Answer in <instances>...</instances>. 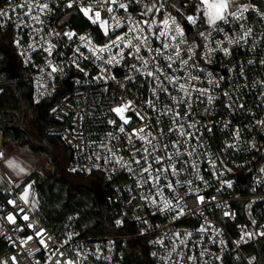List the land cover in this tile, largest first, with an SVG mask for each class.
<instances>
[{
    "label": "built area",
    "instance_id": "obj_1",
    "mask_svg": "<svg viewBox=\"0 0 264 264\" xmlns=\"http://www.w3.org/2000/svg\"><path fill=\"white\" fill-rule=\"evenodd\" d=\"M119 2L128 3L127 12L108 14L104 9L109 5L97 6L95 0H5L0 6V29L13 34L33 103L56 99L49 109L56 124L47 133L58 136L71 151L72 172L99 182L106 203L115 209L117 229L85 235L78 213L49 221L36 180H17L0 171V245L5 249L0 264H124L125 250L134 242L144 244L152 264H264V0H244L239 5L249 7L244 19L220 22L223 32L209 26L197 29L199 17L194 24L188 22L189 11L197 12V0H157L163 9L147 16L141 13L145 5L151 7V0ZM44 3L48 9L41 12L38 5ZM90 4L112 26L108 36L81 11ZM29 7L32 12L26 14ZM111 16L125 26L115 27ZM168 16L175 17L183 37L172 40L173 31L157 39L162 27L149 32L142 25L140 35L149 40L139 53L134 51L136 41L123 49V57L114 46L111 52L89 51L124 35L129 17L132 24L153 18L160 24ZM241 25L245 32L251 28V34L229 45L226 37L238 39ZM65 33L75 35L69 39ZM163 43L172 47L165 50ZM50 46L51 55L46 51ZM113 56L116 59L106 63ZM171 77L178 82L171 83ZM180 83L186 85L187 96ZM128 102L124 116L129 123L124 124L111 109ZM178 125L189 135H179ZM141 128L145 131L139 135L151 133V144L131 135ZM0 134L1 164L6 155ZM26 188L27 203L21 199ZM25 215L29 219H23Z\"/></svg>",
    "mask_w": 264,
    "mask_h": 264
},
{
    "label": "trees",
    "instance_id": "obj_2",
    "mask_svg": "<svg viewBox=\"0 0 264 264\" xmlns=\"http://www.w3.org/2000/svg\"><path fill=\"white\" fill-rule=\"evenodd\" d=\"M5 0H0V6ZM10 30L0 29V131L3 145L17 143L34 153L48 155L53 163L46 179L36 177V183L45 197L44 215L49 221L63 220L70 213L79 214V227L85 235L111 234L115 227V209L101 202L93 188L94 181L70 170L71 151L47 129L56 124L49 109L56 102L51 98L39 104L32 100V86L25 79ZM55 141L59 154L66 162L52 153L48 144ZM89 181V183L87 182ZM5 252L0 245V255ZM124 264H152L148 250L141 242L128 245Z\"/></svg>",
    "mask_w": 264,
    "mask_h": 264
},
{
    "label": "snow or ice",
    "instance_id": "obj_3",
    "mask_svg": "<svg viewBox=\"0 0 264 264\" xmlns=\"http://www.w3.org/2000/svg\"><path fill=\"white\" fill-rule=\"evenodd\" d=\"M129 2H135L137 4L142 3V0H129ZM95 3L97 6L102 5V4H107L109 5L106 9H104L108 14H112L114 11H118L119 9H123L125 12L128 11V3H121L119 2V0H95ZM157 0H151V7L145 5V11L141 13V15L147 16L150 14H159L161 12V10L163 9L164 5L163 3H160V6L157 7L156 6ZM235 4V0H198V4H197V12L198 14H202L205 18H206V22L209 25L210 28H212L215 31L218 32H223L224 29L219 27L220 22H223L224 24H228L229 23V17L232 18L233 21L239 23L242 19H244V13L249 11V7L248 5H241L239 6L235 11L231 10V6ZM112 5H116V8H113ZM71 6V5H69ZM21 7H24V5H21ZM39 9L41 12H43L44 10L48 9V4L44 3L42 5H38ZM81 11L83 12V14L93 23V24H99V27L103 30L104 35L108 36L109 35V30L112 27L111 25H109V21L108 19H101V11L100 10H94L93 6L90 4L88 7H82ZM32 12V8L29 7L28 8V12L26 14H31ZM91 13V14H90ZM3 13H0V15H2ZM198 16H188L187 20L189 23H195L197 20ZM32 19L39 21V16H33ZM111 19L116 20V26L115 27H124V24H121L120 21L115 17V16H111ZM129 26H128V31L126 33H124V35L121 36H117L116 40L111 41L109 44L104 45L103 47H98V48H89V51L93 53V55H96L97 52L99 53H104V52H111L112 47H116L120 49V55L121 57H123V49L124 48H132L134 46V41H136L137 43L134 46V51L135 53H139L141 51V46L144 45L148 40L149 37L148 36H141L140 33H143L145 31V28L142 27V25H146L147 26V30L149 32H152L153 27H157V28H161L162 30H160L158 32V34H156V38L159 39L161 37H169L170 34L174 31L176 33V35H172L170 38L172 40H176L177 36L183 37L184 32L183 29L179 26V24L177 23L175 17H171L168 16L166 18H164L162 20V22L160 24H157L156 20L153 18L151 20V22L149 20H143V21H137L135 22V24H132L131 22V17H129L128 21L126 22ZM173 26H175L173 28ZM113 31H115V29H112ZM252 29L249 28L246 32L243 31V25H241V35L238 39L235 38H229L226 37V41L229 45H234V44H239L240 41H246L247 37L251 34ZM65 35L68 36L69 39H72L73 35H75L74 33H65ZM200 35L203 37L205 36L204 33H200ZM126 37H129L126 39ZM81 40H84L85 37L81 36L80 37ZM182 42V41H181ZM19 43V41H17V44ZM221 44H223L224 42L221 41ZM163 49H168L169 47H172V45H169L168 43H163L162 45ZM176 48V54L177 56H179V47L178 45L175 46ZM46 51H48L49 55H51V46L46 49ZM149 51H151L149 49ZM224 53L226 55L230 54V49L229 48H224L223 49ZM157 55L158 56H162V53L159 49H157ZM97 59H103L102 56H97ZM116 57L113 56L112 59H109L106 61V63L111 64L113 62V60H115ZM169 60H172V57H168ZM117 63H119V60H116ZM173 62H175L173 60ZM147 61H144V64H147ZM183 64L187 65L188 61L184 60L182 61ZM168 68L172 67V64L169 63L167 65ZM52 71L56 72L57 69L56 67H52ZM157 72H159V69H156ZM162 74V73H161ZM149 76H153V72L149 71L148 72ZM177 77H171L170 78V82L175 84L178 82ZM191 79H196V77H191ZM161 85L163 86V82H161ZM179 89L184 91L185 95H188L187 89H186V85L184 83H180L179 84ZM165 91H167V88H164ZM197 91H204V90H197ZM155 94V93H154ZM173 102H177L176 98L173 97ZM180 103H184V99L181 98V100L179 101ZM212 102V98L209 97V103ZM149 104H151V101L148 102ZM131 102H128L120 107H116L114 109H111V111L115 112L120 120L123 121L124 124H128L129 120L125 118L124 116V112L130 108ZM174 119L178 120L179 119V113H175L174 114ZM109 123H115V121H109ZM264 123V122H262ZM179 127V125H178ZM191 127V126H190ZM119 131L121 133L125 132V128L123 126L119 127ZM144 128L139 129L138 131H134L131 135H135L137 137V139H139L140 141L144 142L145 144H151L152 140H150L148 137L151 135V133H147L146 135H139V133H144ZM170 131H173V129H170ZM179 135L181 136H185V135H189L188 133L185 132V130L182 127H179ZM152 139H156V137H152ZM131 136L129 138V143H131ZM167 146H165L166 148ZM173 147H176L175 145H173ZM154 149H157L158 146H153ZM144 153L150 155L151 153H149L148 148L144 149ZM2 153H0V157H2ZM177 155H179V151H177ZM189 155H191V153H189ZM156 163H161V158L159 156H155L153 157ZM168 159L170 160L171 157H168ZM119 162V161H117ZM137 164L140 163L139 160L136 161ZM9 167L12 168H16L18 167V165H16L13 161H8L7 162ZM151 165H149V167L144 168L143 171L144 172H149ZM171 170L173 173L176 172L175 166L171 165ZM21 172H23L24 170L21 168L20 169ZM163 171L167 172L168 168L163 169ZM156 179H159V176L156 177ZM169 188L172 187L171 183H169L167 185ZM230 186V185H229ZM31 186H29L30 188ZM29 195V190L28 188H26L24 190L23 195L21 196V199H23L26 203H27V198ZM198 199L202 202L203 201V197H198ZM9 203H14L13 201H9ZM153 203H155V200H153ZM164 207L167 208L169 207V202L165 201L164 203ZM163 210V209H162ZM182 214V212H181ZM227 215V213H226ZM23 219L27 220L29 219L27 215H25L23 217ZM8 220L10 222H15L14 221V217L13 216H9ZM122 222L121 221H117V225H120ZM29 227H31V225H29ZM200 231H205V229L201 228ZM39 235V234H38ZM189 237L191 236V233L187 234ZM247 235L249 237L252 236V233H247ZM260 235H264V232L260 233ZM29 239H31V237H29ZM69 239H71V236L69 237ZM42 244L44 243L43 240L40 241ZM183 242V241H182ZM189 260H194L195 257H188ZM57 264H60L59 261H57ZM65 264H73V261L69 260L67 262H65Z\"/></svg>",
    "mask_w": 264,
    "mask_h": 264
},
{
    "label": "rangeland",
    "instance_id": "obj_4",
    "mask_svg": "<svg viewBox=\"0 0 264 264\" xmlns=\"http://www.w3.org/2000/svg\"><path fill=\"white\" fill-rule=\"evenodd\" d=\"M244 0H235V4L231 6V10L238 7ZM198 2V0H197ZM192 16H198L200 18V25L197 29L201 30L209 25L206 22V18L202 14H198L195 11H189ZM50 150L56 155L62 163L66 162V156L61 155L57 151V143L50 140L48 144ZM3 149L6 155V159L0 164V171L7 173L12 178L17 180H36V177L46 179L49 173L52 171L53 163L50 157L42 153H34L29 148L19 146L17 143H11L8 146L3 145ZM13 161L18 167H9L7 162ZM24 171L21 172L20 169ZM89 183V181H87Z\"/></svg>",
    "mask_w": 264,
    "mask_h": 264
},
{
    "label": "water",
    "instance_id": "obj_5",
    "mask_svg": "<svg viewBox=\"0 0 264 264\" xmlns=\"http://www.w3.org/2000/svg\"><path fill=\"white\" fill-rule=\"evenodd\" d=\"M94 191L101 202H106V193L101 189L97 183H93Z\"/></svg>",
    "mask_w": 264,
    "mask_h": 264
},
{
    "label": "bare ground",
    "instance_id": "obj_6",
    "mask_svg": "<svg viewBox=\"0 0 264 264\" xmlns=\"http://www.w3.org/2000/svg\"><path fill=\"white\" fill-rule=\"evenodd\" d=\"M0 143H1V134H0Z\"/></svg>",
    "mask_w": 264,
    "mask_h": 264
}]
</instances>
